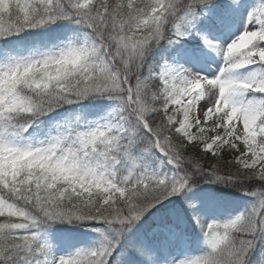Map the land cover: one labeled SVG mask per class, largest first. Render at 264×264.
I'll return each mask as SVG.
<instances>
[{"label":"snow or ice","instance_id":"6c2138e0","mask_svg":"<svg viewBox=\"0 0 264 264\" xmlns=\"http://www.w3.org/2000/svg\"><path fill=\"white\" fill-rule=\"evenodd\" d=\"M0 264H264V0H0Z\"/></svg>","mask_w":264,"mask_h":264},{"label":"rangeland","instance_id":"374dc122","mask_svg":"<svg viewBox=\"0 0 264 264\" xmlns=\"http://www.w3.org/2000/svg\"><path fill=\"white\" fill-rule=\"evenodd\" d=\"M235 30V29H234ZM208 56H209V58H210V61H211V65H210V67H209V71H213V70H215L216 69V67H217V61H216V58H215V56H214V54L213 53H211V52H209L208 53ZM189 243L186 245V246H188L189 247ZM189 251H190V248H189ZM188 250H186L185 252H189Z\"/></svg>","mask_w":264,"mask_h":264},{"label":"trees","instance_id":"16d2710c","mask_svg":"<svg viewBox=\"0 0 264 264\" xmlns=\"http://www.w3.org/2000/svg\"><path fill=\"white\" fill-rule=\"evenodd\" d=\"M254 256H255V254H254Z\"/></svg>","mask_w":264,"mask_h":264}]
</instances>
